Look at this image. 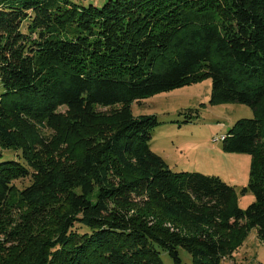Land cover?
<instances>
[{"label": "trees", "instance_id": "16d2710c", "mask_svg": "<svg viewBox=\"0 0 264 264\" xmlns=\"http://www.w3.org/2000/svg\"><path fill=\"white\" fill-rule=\"evenodd\" d=\"M204 79L254 113L223 139L251 156L245 210L221 178L172 171L158 119L132 111ZM0 81V264H222L252 230L264 244V0H3Z\"/></svg>", "mask_w": 264, "mask_h": 264}, {"label": "rangeland", "instance_id": "374dc122", "mask_svg": "<svg viewBox=\"0 0 264 264\" xmlns=\"http://www.w3.org/2000/svg\"><path fill=\"white\" fill-rule=\"evenodd\" d=\"M71 1L84 6L94 4L102 7L110 0ZM4 93L0 81V98ZM211 95L212 82L204 79L150 96L134 104L132 111L135 116L151 115L158 119L159 126L153 132L150 148L164 158L172 171L221 178L234 188L238 204L245 210L255 199L248 190L251 156L227 152L223 139L239 120L252 119L254 113L237 102L211 104ZM3 154L8 156L13 151L4 150ZM29 183V180H19L15 185L23 189ZM17 212H14L15 217ZM0 240L5 242L4 237ZM179 256V264H195L186 250L180 249ZM160 257L163 264H176L165 251H160ZM222 264H264V244L258 239L256 230H252L245 244L232 257L225 258Z\"/></svg>", "mask_w": 264, "mask_h": 264}, {"label": "built area", "instance_id": "2783aa9c", "mask_svg": "<svg viewBox=\"0 0 264 264\" xmlns=\"http://www.w3.org/2000/svg\"><path fill=\"white\" fill-rule=\"evenodd\" d=\"M0 1H3V0H0Z\"/></svg>", "mask_w": 264, "mask_h": 264}]
</instances>
